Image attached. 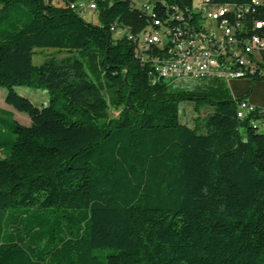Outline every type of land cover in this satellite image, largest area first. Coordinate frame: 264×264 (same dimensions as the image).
<instances>
[{"label":"trees","instance_id":"1","mask_svg":"<svg viewBox=\"0 0 264 264\" xmlns=\"http://www.w3.org/2000/svg\"><path fill=\"white\" fill-rule=\"evenodd\" d=\"M94 1L99 24L0 0V87L30 117L0 107V264H264V107L239 118L247 95L226 80L154 74L113 37L115 22H144L130 2ZM43 47L76 55L34 64ZM184 101L213 109L207 133L181 121Z\"/></svg>","mask_w":264,"mask_h":264},{"label":"built area","instance_id":"2","mask_svg":"<svg viewBox=\"0 0 264 264\" xmlns=\"http://www.w3.org/2000/svg\"><path fill=\"white\" fill-rule=\"evenodd\" d=\"M127 1L144 22H115L113 37H126L133 44L135 57L143 64L149 62L154 74L177 82L264 79V0H192L183 8L173 4L163 9L164 14L155 9L157 0ZM53 3L80 15L100 13L94 0ZM255 109L247 100L238 102L239 118Z\"/></svg>","mask_w":264,"mask_h":264},{"label":"rangeland","instance_id":"3","mask_svg":"<svg viewBox=\"0 0 264 264\" xmlns=\"http://www.w3.org/2000/svg\"><path fill=\"white\" fill-rule=\"evenodd\" d=\"M82 17L86 21L93 22L94 24H99L100 20L94 11L85 12ZM76 55V52H71L68 50H58L51 47L36 48L34 50L33 62L34 64H40L46 59L54 57L56 59H69L73 58ZM187 81V80H186ZM182 81V82H186ZM250 78H241L233 79L229 82V87L235 97L239 95H247L250 91ZM260 82H255L259 84ZM19 92L23 95L28 96L35 104L38 106H43L49 104L50 94L47 90L44 89H33L27 87L18 88ZM6 89L0 87V107L6 110H9L13 113L14 119L24 125L30 124V117L26 112L17 110L12 105H9L5 101ZM255 95L262 97L260 88L257 86L255 88ZM213 112V109L210 106H202L200 109H197L195 103L192 101H184L180 103V118L181 121L190 126L198 127L200 133H207L210 130V117ZM119 113V110L110 107V115L116 117ZM260 129L264 128V120L258 123ZM0 157H3V153H0Z\"/></svg>","mask_w":264,"mask_h":264},{"label":"crops","instance_id":"4","mask_svg":"<svg viewBox=\"0 0 264 264\" xmlns=\"http://www.w3.org/2000/svg\"><path fill=\"white\" fill-rule=\"evenodd\" d=\"M255 82H260L258 85L255 84ZM252 83H254L252 85ZM259 87L260 88V91L262 93V97L258 96V95H255V88L256 87ZM250 91L249 93L247 94V97H246V100L254 105V106H258V107H264V80L263 79H260V80H256L254 82H252L251 80V83H250Z\"/></svg>","mask_w":264,"mask_h":264}]
</instances>
